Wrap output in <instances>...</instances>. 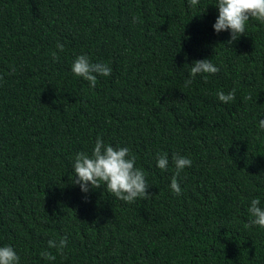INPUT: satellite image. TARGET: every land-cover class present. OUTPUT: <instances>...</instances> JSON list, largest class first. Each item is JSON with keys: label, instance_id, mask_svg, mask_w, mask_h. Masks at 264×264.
<instances>
[{"label": "trees", "instance_id": "16d2710c", "mask_svg": "<svg viewBox=\"0 0 264 264\" xmlns=\"http://www.w3.org/2000/svg\"><path fill=\"white\" fill-rule=\"evenodd\" d=\"M215 3L0 0V246L20 264H264V228L246 226L251 200L264 207V24L250 19L228 44ZM81 54L112 69L95 88L71 71ZM205 58L219 72L185 88ZM233 89L227 104L215 95ZM97 136L130 149L147 199L72 183ZM173 153L192 160L180 195ZM63 236L61 256L47 242Z\"/></svg>", "mask_w": 264, "mask_h": 264}, {"label": "clouds", "instance_id": "9594fccd", "mask_svg": "<svg viewBox=\"0 0 264 264\" xmlns=\"http://www.w3.org/2000/svg\"><path fill=\"white\" fill-rule=\"evenodd\" d=\"M188 3L190 7H196L199 0H188ZM213 5L218 10L213 29L216 33L230 32L228 44L245 34L246 24L250 19L264 24V0H216ZM138 19V17H133V22H137ZM64 47V44L57 42L56 48L59 51L62 52ZM51 56L54 61L59 59L55 51L51 53ZM71 71L75 76L88 81L90 87L95 88L97 76H109L112 69L106 63L91 62L86 54H81L73 60ZM217 72H219V68L210 59L195 60L191 64L188 78L184 81V87H189L198 74H215ZM215 95L219 101L227 104L235 100V89L227 94L218 90ZM244 99L250 100L251 96L248 95ZM259 128L264 130V118L259 120ZM172 162L175 166V173L172 176L170 188L176 195H180L182 190L177 178L184 168L191 167L192 160L173 153ZM168 164L167 153L156 154L158 168L166 170ZM72 171L74 173L72 183L79 185L84 193H88L90 189L101 188L103 185L109 193L126 203H133L138 198L147 199L150 195L147 191L150 185L147 183L146 174L142 168L136 166V157L130 155V149L106 143L100 136L96 137L90 154L84 151L76 153L72 162ZM260 204L258 197L251 200L247 209L250 215L247 227L257 225L264 228V207H261ZM67 243V236L60 237L58 240L49 239L47 242L48 248L55 249L61 256L64 255ZM40 256L49 261L56 259V256L48 250L41 251ZM0 264H20V256L12 246H0Z\"/></svg>", "mask_w": 264, "mask_h": 264}]
</instances>
